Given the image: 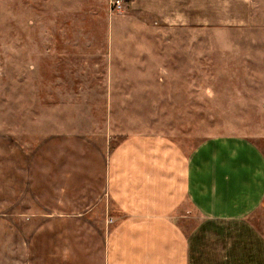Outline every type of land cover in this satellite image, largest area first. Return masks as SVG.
<instances>
[{
	"label": "rangeland",
	"instance_id": "obj_1",
	"mask_svg": "<svg viewBox=\"0 0 264 264\" xmlns=\"http://www.w3.org/2000/svg\"><path fill=\"white\" fill-rule=\"evenodd\" d=\"M153 1L0 0V264H106L129 136L264 152V0Z\"/></svg>",
	"mask_w": 264,
	"mask_h": 264
},
{
	"label": "crops",
	"instance_id": "obj_2",
	"mask_svg": "<svg viewBox=\"0 0 264 264\" xmlns=\"http://www.w3.org/2000/svg\"><path fill=\"white\" fill-rule=\"evenodd\" d=\"M163 3L170 15L183 11L152 4ZM107 185L122 214L106 264H264L253 220L264 204V152L253 140L214 136L186 151L169 136L135 134L112 153Z\"/></svg>",
	"mask_w": 264,
	"mask_h": 264
},
{
	"label": "built area",
	"instance_id": "obj_3",
	"mask_svg": "<svg viewBox=\"0 0 264 264\" xmlns=\"http://www.w3.org/2000/svg\"><path fill=\"white\" fill-rule=\"evenodd\" d=\"M113 7L112 9H115L116 12H121L124 10L125 4L124 0H112Z\"/></svg>",
	"mask_w": 264,
	"mask_h": 264
}]
</instances>
